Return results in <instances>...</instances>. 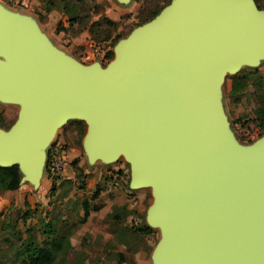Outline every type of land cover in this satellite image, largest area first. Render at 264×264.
<instances>
[{
    "label": "water",
    "instance_id": "obj_1",
    "mask_svg": "<svg viewBox=\"0 0 264 264\" xmlns=\"http://www.w3.org/2000/svg\"><path fill=\"white\" fill-rule=\"evenodd\" d=\"M264 61V10L253 0H170L113 46L103 66L52 49L25 16L0 7V167L38 183L53 131L85 125L90 159L117 156L129 188L147 187L152 264H264V134L239 145L218 87L240 62Z\"/></svg>",
    "mask_w": 264,
    "mask_h": 264
},
{
    "label": "rangeland",
    "instance_id": "obj_2",
    "mask_svg": "<svg viewBox=\"0 0 264 264\" xmlns=\"http://www.w3.org/2000/svg\"><path fill=\"white\" fill-rule=\"evenodd\" d=\"M161 1L0 0V7L28 17L50 47L67 58L103 67L112 58L105 54L111 51L113 56L116 36L124 38L136 27L138 14ZM255 3L264 10V0ZM235 75L245 76L244 93L238 99L229 92ZM256 80L258 85H254ZM218 93L230 137L239 145H252L264 134L254 121V110L262 103L259 97L264 96V61L240 62L233 73L224 75ZM18 109L19 104L0 99V120L9 125ZM78 122L61 124L40 147L43 161L36 185L24 181L14 190L0 191V264L18 261L14 248L27 230L39 244L47 242L49 235L63 240L52 264H152L159 229L151 227V233L134 240L127 230L147 225L149 188L128 187L129 167L122 156L90 159L83 145L85 125ZM52 144L65 153V165L54 179L44 170L45 152ZM84 204L89 208L85 217ZM93 206L97 209L92 210ZM114 206L119 208L118 218L112 217ZM24 212L27 216L22 219ZM45 228L55 231L48 235Z\"/></svg>",
    "mask_w": 264,
    "mask_h": 264
},
{
    "label": "trees",
    "instance_id": "obj_3",
    "mask_svg": "<svg viewBox=\"0 0 264 264\" xmlns=\"http://www.w3.org/2000/svg\"><path fill=\"white\" fill-rule=\"evenodd\" d=\"M170 0H162L160 4H155L152 8L145 10L144 12H141L137 16V21L135 26H138L153 17H155L159 11L168 4ZM257 0H253L254 4L256 5ZM256 7L260 9L257 5ZM50 9L47 8V10ZM70 21L73 20V18H69ZM122 38L121 35L116 36L115 43ZM114 46V45H113ZM107 59H110L112 57L111 51H108L105 54ZM245 81L244 75H235L233 76L231 83H230V90L229 92L235 95V99H238L239 96L243 95V91L241 90L243 84ZM254 85H258V80L254 82ZM260 106H258L254 110V121L257 129L260 131V134L264 132V96L259 97ZM12 123V122H11ZM10 123V124H11ZM9 124V125H10ZM78 124H81V121L78 122ZM9 125L4 124L0 120V128L7 129ZM21 171L17 168V166L12 165L9 167H0V191H11L19 186V178L21 176ZM96 194H93L91 197H95ZM97 207L93 206L92 210H96ZM119 208L113 207L112 210V217L118 218L120 214L116 213ZM123 209V208H121ZM89 211V208L87 205L84 204L83 206V217L87 216ZM122 216L126 215V212H121ZM27 216V213L24 212L21 217L24 219ZM130 239L134 240L138 237L140 234H149L151 233L152 229L150 226L146 224H142L140 226H132L131 228H127ZM55 230L51 228H45L43 231L46 234H52ZM16 235L19 234L18 231L14 232ZM63 240L61 238H56L54 236H48L47 242H44L43 244H39L33 235L30 233L29 230H27V235L20 239L18 245L16 248H14V256L18 260L17 262L12 261L10 264H52L54 260L55 253L60 250L62 246ZM121 260V258L119 257Z\"/></svg>",
    "mask_w": 264,
    "mask_h": 264
},
{
    "label": "built area",
    "instance_id": "obj_4",
    "mask_svg": "<svg viewBox=\"0 0 264 264\" xmlns=\"http://www.w3.org/2000/svg\"><path fill=\"white\" fill-rule=\"evenodd\" d=\"M44 158L46 175L54 179L65 165V153L61 146L52 144L47 148Z\"/></svg>",
    "mask_w": 264,
    "mask_h": 264
}]
</instances>
